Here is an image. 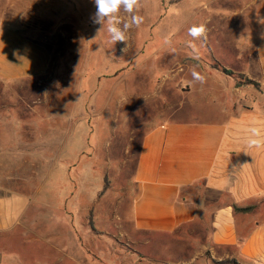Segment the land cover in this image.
<instances>
[{"label":"rangeland","instance_id":"374dc122","mask_svg":"<svg viewBox=\"0 0 264 264\" xmlns=\"http://www.w3.org/2000/svg\"><path fill=\"white\" fill-rule=\"evenodd\" d=\"M252 1L142 0L144 23L113 44L106 27L93 23L94 0H0V23L52 53L44 76L0 79V178L26 192L68 196L70 233L85 245L87 264L212 260L210 224L177 235L133 229L137 158L146 133L170 121L183 99L186 67L201 60L220 66L208 56V33L240 35L252 29L246 16H264V2L245 9ZM118 15L129 19L123 10ZM200 24L205 36L193 40L189 29ZM219 48L230 60L233 48ZM40 151L45 156L37 159ZM56 260L67 262L62 252Z\"/></svg>","mask_w":264,"mask_h":264},{"label":"crops","instance_id":"0c3cea01","mask_svg":"<svg viewBox=\"0 0 264 264\" xmlns=\"http://www.w3.org/2000/svg\"><path fill=\"white\" fill-rule=\"evenodd\" d=\"M245 18L250 31L236 35L228 30L213 38L208 33V56L220 66L201 60L186 67L183 99L170 121L146 133L137 158L133 229L177 235L196 224H210L213 261L207 264L232 259L264 264V146L247 145L253 127L264 137V16ZM220 46L233 48L230 60ZM51 60L46 45L19 27L0 23L1 80L44 76ZM193 69L205 77L203 84L194 81ZM241 75L257 85H241ZM187 112V118L181 117ZM43 156L36 154L37 159ZM14 185L0 178V264H59L53 261L57 252L66 257L64 264H87L85 245L70 233L68 196L26 192ZM54 239L59 242L52 243Z\"/></svg>","mask_w":264,"mask_h":264},{"label":"clouds","instance_id":"9594fccd","mask_svg":"<svg viewBox=\"0 0 264 264\" xmlns=\"http://www.w3.org/2000/svg\"><path fill=\"white\" fill-rule=\"evenodd\" d=\"M141 2L142 0H94L96 12L92 17L93 23L100 24L101 30L106 27L111 43L126 42L127 31L133 27L139 28L144 23V17L138 14ZM121 10L129 16L127 21H122L119 18L118 14ZM205 33L206 28L203 24L193 25L188 32L193 40L204 37ZM190 47L194 48L195 45L190 42ZM192 76L194 81L201 84L205 82V77L195 69L192 71ZM249 132L248 147L264 146V137L261 136L259 128L253 127L249 129Z\"/></svg>","mask_w":264,"mask_h":264},{"label":"trees","instance_id":"16d2710c","mask_svg":"<svg viewBox=\"0 0 264 264\" xmlns=\"http://www.w3.org/2000/svg\"><path fill=\"white\" fill-rule=\"evenodd\" d=\"M229 74H233L230 71H226ZM240 78V84H246V85H257L255 82L250 81L249 79H247L245 76H239ZM227 264H239L237 261H230V262H226Z\"/></svg>","mask_w":264,"mask_h":264}]
</instances>
